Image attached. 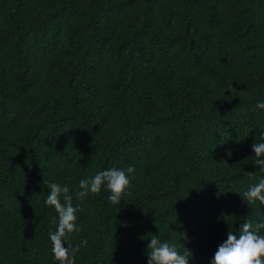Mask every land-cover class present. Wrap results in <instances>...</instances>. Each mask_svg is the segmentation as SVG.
<instances>
[{
    "label": "trees",
    "instance_id": "1",
    "mask_svg": "<svg viewBox=\"0 0 264 264\" xmlns=\"http://www.w3.org/2000/svg\"><path fill=\"white\" fill-rule=\"evenodd\" d=\"M262 101L264 0H0V264H59L52 183L78 208L75 264H148L153 236L212 264L264 221L243 197ZM128 167L119 205L76 197Z\"/></svg>",
    "mask_w": 264,
    "mask_h": 264
},
{
    "label": "clouds",
    "instance_id": "2",
    "mask_svg": "<svg viewBox=\"0 0 264 264\" xmlns=\"http://www.w3.org/2000/svg\"><path fill=\"white\" fill-rule=\"evenodd\" d=\"M257 107L264 109V101L258 103ZM252 151L255 153V165L260 171H264V133L260 135V142L252 145ZM134 171L133 167L126 170L113 168L83 179L79 182L76 197L83 201L90 194L99 195L102 186H106L111 193V203L119 205L131 184L129 174ZM49 188L51 191L46 204L54 207L59 217L57 230L49 233L53 256L59 264H75V254L79 251V246L73 248L69 244L65 247V243L74 232L79 231L76 224L78 208L73 206V196L68 186L52 183ZM243 197L249 204L259 202L264 205V178L246 190ZM260 229H264V221H260L255 230L247 221L241 224L238 234L229 230L227 240L218 247L212 264H264V235L258 234ZM82 243L86 245L87 241ZM147 249H150L147 254L148 264H189L194 258V254L185 244L175 241L161 242L155 236L150 239Z\"/></svg>",
    "mask_w": 264,
    "mask_h": 264
}]
</instances>
